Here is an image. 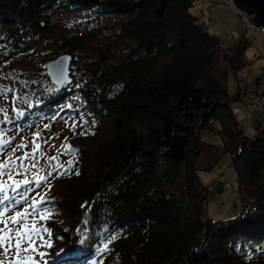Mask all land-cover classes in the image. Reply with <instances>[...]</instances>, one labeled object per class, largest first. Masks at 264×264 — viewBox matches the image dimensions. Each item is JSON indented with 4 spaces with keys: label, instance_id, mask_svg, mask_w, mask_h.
Instances as JSON below:
<instances>
[{
    "label": "trees",
    "instance_id": "trees-1",
    "mask_svg": "<svg viewBox=\"0 0 264 264\" xmlns=\"http://www.w3.org/2000/svg\"><path fill=\"white\" fill-rule=\"evenodd\" d=\"M197 1L0 0V91L12 113L1 120L6 130L15 136L41 116L82 109L95 122L70 136L76 165L50 177L36 204L47 208L36 228L52 239L44 264H264V125L248 134L232 104L242 93L227 85L249 60L250 40L213 32L191 13ZM65 8L115 16L117 36L93 45L85 70L59 89L44 81L49 58L38 47L58 32ZM99 30L62 33L59 47L84 50ZM114 44L131 50L116 64ZM2 64L13 70L9 80L1 79ZM256 78L264 80V69ZM204 128L221 132L230 155L239 206L231 216L207 214L224 181L213 186L199 176ZM22 190L21 183L14 192Z\"/></svg>",
    "mask_w": 264,
    "mask_h": 264
},
{
    "label": "rangeland",
    "instance_id": "rangeland-1",
    "mask_svg": "<svg viewBox=\"0 0 264 264\" xmlns=\"http://www.w3.org/2000/svg\"><path fill=\"white\" fill-rule=\"evenodd\" d=\"M210 4L213 5L210 9V13L206 12L204 14L205 9H203L204 6L200 0L190 7V11L192 14L202 17L207 21V18H209V21L211 19L216 21V27L212 26L210 29L217 34L230 36L231 42L238 41L243 36L250 40V45L245 50V56L249 60H246V64L236 70L235 73L231 72L229 74L227 85L230 92H235V90L239 89L242 93L239 99L233 101V110L241 126L246 130L249 128L248 134H253V126L255 127L256 124L261 125L257 120L259 111L256 108L259 106H262L260 112L263 119L260 121L262 125H264V88L256 87L257 82L255 80L260 79H254L255 76L260 77L264 69V33L249 26L248 23L236 13L237 11H235L236 14L232 16L236 18V20L234 19L236 23L231 27L235 30L234 36L230 29L221 27L222 23L227 22V18L229 17V13L222 8V6L226 4L217 5L220 3L215 2V0ZM206 6L208 5L206 4ZM226 6L233 8L231 5ZM215 17L220 19L219 23H217ZM114 19L115 16L111 14H99L93 17L86 13L76 15L74 12L68 10V8L58 11L56 18L58 32L47 38L46 42H42L39 45L38 56L40 58L47 56L49 59H53L64 52L59 47L62 33L70 34L74 29L86 30L101 27L98 35L90 42L88 48L71 53L72 59L69 62V76L71 80L68 81L66 79L60 84V88L73 81L75 76H78L81 71L85 70L88 60L94 57L91 50L93 45L98 43L105 45L106 42L115 40L117 28L113 26V23H115ZM228 22L231 21L229 20ZM113 48V64L119 63L129 57L131 53L129 47L125 45L121 46L119 44H114ZM6 72H10L9 68H7V64H2L1 79H8L13 70L10 74ZM43 72H45L44 81L51 87L54 86L57 88L58 84H56V86L52 83L49 78V73L46 72L45 68ZM260 81L264 83V80ZM247 88L252 90L249 91ZM257 90L261 92H257ZM7 97L8 95L5 97V94L0 91V121L12 115L6 105ZM255 97L258 98V106H254V102L250 101L251 98L254 99ZM89 116L90 115L83 109L78 113L76 112L66 117L56 118L53 114L41 116L33 122L22 125L23 127L19 129L15 136H12V133L6 130L2 121L0 122V142H2L0 143V164L6 161L8 162V167L0 169V171L4 173L3 176H0V195L6 193L10 196V192L12 191L11 196L14 197L11 200H7L9 201L8 204L3 206L0 204V213H2V215H0V221L9 220L8 227L13 230V233L16 229L21 228V225H26L28 228L33 224L35 227L38 226L37 223L40 221L38 220V215L42 217V215L44 216L47 214V208L44 205H42L41 208H39V206H36V208L30 207L32 200L35 198L38 201L40 196H43L51 189L48 188L45 190L50 177L66 172L65 169H67V171L72 167L74 169L76 162L73 159L74 156L72 152H70L68 143L71 141V135L90 132L94 128L95 122L93 118ZM105 123H107V120ZM103 127L97 132H102ZM36 134H38V136ZM200 137L203 140V149L196 163L199 168L198 173L201 180L213 186L218 183V179L224 181L222 188L220 182L219 188L221 191L218 189L213 190L214 194L207 205V214L213 219L231 216L239 210V206L232 203V199L237 196V185L230 161V155L227 151H224L222 147L223 140L221 132L204 128L200 131ZM21 144L25 145V147H18ZM34 145H39V149L35 152L33 151ZM61 145L65 147L62 148ZM25 153H28L27 157L23 160H19L18 158L23 157ZM52 157H56V159L53 160L51 159ZM12 160L16 161L14 165L11 163ZM69 160L73 162L71 165L68 164ZM21 164H23V168ZM33 165H35V167H33ZM10 171L12 173V180L8 178ZM16 173L20 174L17 175ZM49 173H52V175L49 176ZM34 177L40 179V183H36L37 185L34 187L31 186V183L27 185L22 184L23 190L17 192V194L12 190L15 187L14 181L24 180L25 178L29 181H33ZM28 189H31V191ZM16 195L23 196L24 200L22 203L17 202V200L20 199H18ZM24 209H27L29 214L20 217L17 223H11L10 218L15 213L22 212ZM3 227L4 224L0 222V228ZM26 230L27 229H25V231ZM28 235L31 237L34 250L27 253L21 251L20 255L30 260H35L36 264H44L52 243L50 230L43 228L42 225L36 232H30ZM12 244H15V238H13ZM28 246V239L24 238L21 248H28ZM3 251V248H0V260H4L7 264V261L15 256L17 249L12 247L7 256L3 254ZM40 253H43V255L41 256Z\"/></svg>",
    "mask_w": 264,
    "mask_h": 264
},
{
    "label": "snow or ice",
    "instance_id": "snow-or-ice-1",
    "mask_svg": "<svg viewBox=\"0 0 264 264\" xmlns=\"http://www.w3.org/2000/svg\"><path fill=\"white\" fill-rule=\"evenodd\" d=\"M38 136V134H36ZM2 143V142H0ZM18 147H25V145L21 144ZM61 147H65L64 145H61ZM70 147V146H69ZM39 149V145H34V149L33 151L35 152L36 150ZM28 153H25L23 157L18 158L19 160H23L27 157ZM51 159L55 160L56 157H52ZM11 163L14 165L16 163L15 160H12ZM73 162L71 160L68 161V164L71 165ZM8 167V162L6 161L5 163L0 164V169H4ZM21 167L23 168V164H21ZM33 167H35V165H33ZM26 171V169H25ZM65 171H67V169H65ZM17 175H19L20 173H16ZM76 174H79L78 172ZM4 173L3 171H0V176H3ZM49 176L52 175V173L48 174ZM9 180H12V173L11 171L9 172V176H8ZM40 183V179L34 177L33 181H29L28 179H24L22 181H14L13 183L15 184V187L12 189L13 191L16 190V188H19L20 184H30V183ZM29 191H31V189H28ZM23 199V196L21 197ZM9 199V196L5 193L3 195L2 198H0V204H3L6 200ZM44 202V197L40 196L39 201H37L35 198H33L32 200V204L30 205V207L35 208L37 203H43ZM29 213L27 211V209H24L22 212H17L15 213L11 218H10V222L11 223H17L18 219L22 216H27ZM0 215H2V213H0ZM4 224L3 228H0V248H3V254L5 256L8 255V252L11 250L12 247H15L17 249L16 254L14 257H12L10 260L7 261V264H36L35 260H30L26 257H22L20 255L21 251H23L24 253H27L31 250H34V245L33 242L31 240V237L28 235V233L30 232H36L37 228L35 227V225L33 224L30 228H28L26 225H21V228L16 229L15 232L13 233V230L8 227L9 225V220H4V221H0ZM25 229H27L25 231ZM13 238H15V244H12V240ZM24 238L28 239V248H21V244ZM50 246V245H48ZM40 255L42 256L43 253H40ZM0 264H6V262L4 260H0Z\"/></svg>",
    "mask_w": 264,
    "mask_h": 264
},
{
    "label": "water",
    "instance_id": "water-1",
    "mask_svg": "<svg viewBox=\"0 0 264 264\" xmlns=\"http://www.w3.org/2000/svg\"><path fill=\"white\" fill-rule=\"evenodd\" d=\"M236 7L246 14L251 15V22L255 26L264 27V0H232ZM71 55L68 52L60 53L53 59L44 61L46 72L49 73V78L57 88H60L62 82L66 79L71 80L69 76V62Z\"/></svg>",
    "mask_w": 264,
    "mask_h": 264
},
{
    "label": "built area",
    "instance_id": "built-area-1",
    "mask_svg": "<svg viewBox=\"0 0 264 264\" xmlns=\"http://www.w3.org/2000/svg\"><path fill=\"white\" fill-rule=\"evenodd\" d=\"M201 1V3L203 4V6L204 7H206V8H204L205 9V11L206 12H210V10H209V6H211V2H213L214 0H200ZM215 2H217V3H220V4H226V5H231V6H233L234 7V9L237 11V13H238V15L241 17V18H243L247 23H248V25L249 26H251V27H254L256 30H258V31H260V32H262V33H264V27L263 26H255L252 22H251V15H249V14H246V13H244V12H241L237 7H236V5L233 3V1L232 0H215ZM206 4L208 5V6H206ZM208 22L213 26V27H216V21H213L212 19L209 21V18H208ZM250 101L251 102H254V106H258V98H254V99H250ZM261 108H262V106H259L258 108H256L258 111H259V114H258V117H257V120L259 121V123L262 125V123H261V121H262V119H263V116H261V112H260V110H261ZM255 109V110H256ZM261 120V121H260ZM216 128H220V124H219V122H215L214 124H213Z\"/></svg>",
    "mask_w": 264,
    "mask_h": 264
},
{
    "label": "crops",
    "instance_id": "crops-1",
    "mask_svg": "<svg viewBox=\"0 0 264 264\" xmlns=\"http://www.w3.org/2000/svg\"><path fill=\"white\" fill-rule=\"evenodd\" d=\"M217 5H221V4H217ZM213 5H211L210 6V9H211V7H212ZM222 8L223 9H225L228 13H229V17L227 18V20L229 21H231V22H224V23H222V25H221V27L222 28H228V29H230L231 31H232V34L234 35V32H235V30H233L231 27L236 23V21H234V19L236 20V18H233V14H236L235 13V9H233V8H231V7H229V6H226V5H224V6H222ZM215 19L217 20V23H219L220 21V19L218 18V17H215ZM239 19V18H238ZM235 36V35H234ZM256 77H258V76H255L254 77V79L256 78ZM254 83V82H253ZM256 87H263L264 88V83H263V81L260 83V84H256ZM263 90V89H262ZM257 92H261L260 90H257Z\"/></svg>",
    "mask_w": 264,
    "mask_h": 264
}]
</instances>
